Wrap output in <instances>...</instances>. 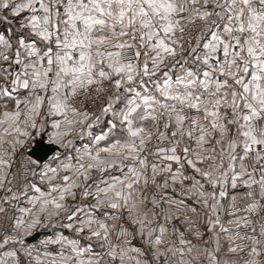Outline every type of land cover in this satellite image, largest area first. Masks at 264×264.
<instances>
[{
	"label": "snow or ice",
	"instance_id": "1",
	"mask_svg": "<svg viewBox=\"0 0 264 264\" xmlns=\"http://www.w3.org/2000/svg\"><path fill=\"white\" fill-rule=\"evenodd\" d=\"M0 264H264V0H0Z\"/></svg>",
	"mask_w": 264,
	"mask_h": 264
}]
</instances>
